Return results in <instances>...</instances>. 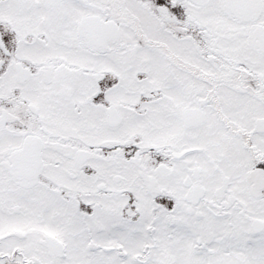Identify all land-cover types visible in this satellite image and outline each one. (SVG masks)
Returning a JSON list of instances; mask_svg holds the SVG:
<instances>
[{
	"label": "snow or ice",
	"instance_id": "1",
	"mask_svg": "<svg viewBox=\"0 0 264 264\" xmlns=\"http://www.w3.org/2000/svg\"><path fill=\"white\" fill-rule=\"evenodd\" d=\"M0 264H264V0H0Z\"/></svg>",
	"mask_w": 264,
	"mask_h": 264
}]
</instances>
